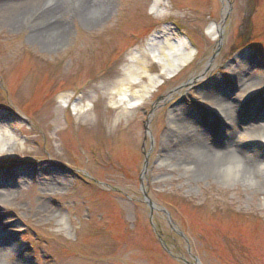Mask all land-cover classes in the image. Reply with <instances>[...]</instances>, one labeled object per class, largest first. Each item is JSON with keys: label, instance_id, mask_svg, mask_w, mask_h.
Returning a JSON list of instances; mask_svg holds the SVG:
<instances>
[{"label": "rangeland", "instance_id": "obj_1", "mask_svg": "<svg viewBox=\"0 0 264 264\" xmlns=\"http://www.w3.org/2000/svg\"><path fill=\"white\" fill-rule=\"evenodd\" d=\"M109 4L101 18L58 16L52 21L62 29L39 40L34 34L44 25L34 24L32 14L16 15L12 25L0 21V236L12 232L16 245L5 246L7 255L0 250V259L264 264V161L260 179L223 175L224 162L255 167L256 146L248 142L249 152L239 155L217 143L221 124L211 113L219 100L203 90L219 84L214 92L234 88L237 96L255 97L254 90L264 91V0ZM164 34L191 54L184 62L194 59L172 79L150 63L151 53L166 47ZM133 56L141 66L129 80ZM124 79L130 89L114 96ZM142 86L149 90L135 96ZM72 91L79 95L65 108ZM119 100L126 102L118 107ZM224 103L231 118L240 117L237 102ZM181 110L193 114L187 123L199 121L215 153L225 155L217 156L219 164L192 169L199 151L180 138L174 115ZM241 119L232 124L238 141L245 138L241 127L264 123Z\"/></svg>", "mask_w": 264, "mask_h": 264}, {"label": "bare ground", "instance_id": "obj_2", "mask_svg": "<svg viewBox=\"0 0 264 264\" xmlns=\"http://www.w3.org/2000/svg\"><path fill=\"white\" fill-rule=\"evenodd\" d=\"M109 1L110 0H19V1H15L16 3H14V2H9L8 0H0V21L5 23L7 20V22L10 25H12V22L14 21V17H16V15L18 16V15L25 13L23 15L24 17L31 18V14H32V16L34 17V21L32 22L34 24L36 25L39 24V26L44 25L42 30H37L34 34V37L37 38L36 40H39V37H41L42 34L44 33H48V32L56 33L59 31V29H62L61 25H59L55 21H52L58 18V16H65L71 19L72 18H80V19L82 18L83 19L85 17L91 18L90 17V14H91L93 15V17L101 18L102 16L106 14L104 12L107 11L108 6L110 5ZM64 32L65 31H63L62 33ZM165 34L164 36H166ZM59 37L61 36H58V38ZM56 38L57 37L54 38V41L56 40ZM160 39L161 40L163 39V44L166 46L165 47L166 50L172 53L171 55H169L171 56V59L165 53V48H161V47L160 49L157 50V52H152L151 55L153 56V59H156V61L159 62L160 65L163 67V70L160 72L159 76L163 74L164 75L168 74L169 75L168 77H171L175 72H177V69L181 68V66L186 64L187 60L186 62H184L185 61L184 58H186L187 56L191 54H189V52L187 51L186 52L182 51V49L186 50V48H183V47L182 49H180L181 51L177 50L178 48L176 47L178 46L174 45V43H171L173 39L171 35H168L165 38L161 37ZM188 60H190V58ZM243 63L244 62L242 61L238 62L240 66H244ZM140 66H141L140 56L139 57L133 56L131 58L130 66L128 68L129 80L132 79V76L134 77L136 75L135 72L140 68ZM237 74H239V72H237ZM125 83L130 84L129 81L127 83L125 79L122 80L116 87V91L113 94L114 96L115 94H120L123 91H125V93L128 92L130 88H128L127 90L126 88L124 89V87H126ZM218 85L219 84L213 85L212 88L209 85H205V88H203V90L208 92L209 95H213L216 99L219 100V104L214 105L215 110H213L211 113L214 115L215 118H218V122L221 124L220 129H218L216 131L217 133L215 134L218 137L217 143L223 144V146H225L224 148L225 151H232L234 152V154L238 153L239 155L240 153L243 154V152L244 153L249 152V148H250L249 143H251V141H253L255 143L254 145L256 146L255 148H253L255 150L254 154L251 155V162H253L255 167H244L240 164H235L234 162H231V164L230 162L228 164L224 162L225 167L223 166L224 168L223 175H225L229 179H233L237 176L236 174L238 172H242V173H247V174L250 173V175L257 176L256 178L260 179V175L258 174H260L259 171L261 170V168L259 165H261V163H263L264 161V123H261L260 125L247 124V125H244V127H241L244 130L242 135H244L245 137L244 139H242V141L236 140L237 131L234 130L232 124L234 120L240 121L242 120L241 118H244L251 122L255 120L253 118H261L262 120L264 119L263 118L264 110H262L260 107L261 105L260 99H259L260 96L258 97V94H257L258 91L260 92L263 90H254L253 95H255V97L254 96L251 97V95L237 96L236 94L233 93L234 88L224 89V94H223V90L219 92L218 91L214 92V89H215L214 87H217ZM144 90L146 92L147 89H145V86H142L140 89H138L135 96L138 93H143ZM262 94L264 96V93ZM130 97L131 96L128 97L129 99L128 101H130ZM111 99H113V97ZM70 100L71 98L68 95L65 97L63 101H65V103H69ZM261 100H264V98ZM233 101L239 104L238 108L240 111L239 112L240 117L233 115L232 117L233 119H232L231 114H230L231 111L227 109V107H225L227 105H225L224 102L233 103ZM125 102L126 100H119V102L116 104L118 106L119 104H122ZM110 105L115 107V105L113 104H110ZM263 107H264V104H263ZM73 108H74L73 111H75L76 113H78L77 111H80L79 109L75 108V105ZM186 112L187 111L185 110H181L176 115H174V117H175V120L178 121L179 123V129L181 130L180 134L182 133L180 138H183V141H184L183 144H185V141L188 140L187 144H191V147L193 149L192 152L199 151L198 153H196V157L192 160V163H193L192 169L201 168L202 166H209L214 163L219 164L220 161L217 160V156L218 155L222 156L221 158L223 160L224 158L223 156L225 155L220 152L215 153L216 151L213 150V146L208 143L210 139L209 133L204 131L199 121L194 120L196 122L192 121L189 124L187 123V121H189L187 120L188 117H191L193 114L190 113V115L188 116ZM0 118L2 117L0 116ZM211 120L212 118H209V117L205 118V126H209L208 129H211V126L208 124L209 122L213 123ZM252 128H255V129H252ZM242 146H245L248 148H243ZM258 148H261V150H259ZM256 162H258L259 164ZM3 181L4 180L0 179V193L2 189L1 183ZM7 181L8 183H10L9 180ZM4 232L5 234H3V238L2 236H0V250L1 252L3 251L2 253L7 255L8 254L7 251L8 250L11 251V250L9 248L5 250L4 249L5 246H10L11 248L14 249L16 245L14 243L12 232L7 233L6 230H4ZM0 258H4V256L0 255ZM22 261L23 263L28 264V260L24 256L22 258ZM0 264H5V262L0 259Z\"/></svg>", "mask_w": 264, "mask_h": 264}]
</instances>
